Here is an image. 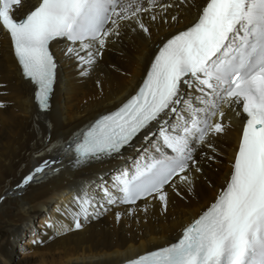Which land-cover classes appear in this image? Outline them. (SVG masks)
<instances>
[{"label": "snow or ice", "instance_id": "1", "mask_svg": "<svg viewBox=\"0 0 264 264\" xmlns=\"http://www.w3.org/2000/svg\"><path fill=\"white\" fill-rule=\"evenodd\" d=\"M26 2L0 0V32L44 113L65 63L86 77L110 46L130 35L151 40L195 10L156 44L133 93L65 143L76 166L111 167L78 189L73 210L57 208L70 224L46 226L59 235L113 210L117 222L147 216L153 202L166 212L170 193L192 191L206 163L222 159L235 120L228 176L211 202L175 240L126 264H264V0H35L17 15ZM58 163L42 159L7 195H23Z\"/></svg>", "mask_w": 264, "mask_h": 264}, {"label": "bare ground", "instance_id": "2", "mask_svg": "<svg viewBox=\"0 0 264 264\" xmlns=\"http://www.w3.org/2000/svg\"><path fill=\"white\" fill-rule=\"evenodd\" d=\"M34 3L27 0L19 9L21 15ZM194 18L195 10L185 13L179 25L162 27L151 40L128 36L110 46L86 77H80L72 63H65L48 113L38 110L33 86L22 77L8 37L0 32V100L9 102L6 109H0V196L6 197L0 200V264H120L175 240L182 227L211 202L228 176L240 127L235 120L234 129L221 142L222 159L206 163L192 191L170 193L166 212L153 202L147 216L141 212L117 222L113 210L92 219L83 229L59 235L46 226L51 220L70 224V216L57 208L73 210L78 189L111 167L106 162L76 166L71 151L62 150L65 143L74 140L98 113L132 94L159 40ZM48 144L54 146L50 151L45 149ZM44 158L58 160L53 167L59 171L46 169L23 195H7ZM41 214L38 226H33ZM28 235L30 239L21 244ZM36 240L44 243L34 244ZM18 244L24 249L15 253Z\"/></svg>", "mask_w": 264, "mask_h": 264}, {"label": "rangeland", "instance_id": "3", "mask_svg": "<svg viewBox=\"0 0 264 264\" xmlns=\"http://www.w3.org/2000/svg\"><path fill=\"white\" fill-rule=\"evenodd\" d=\"M45 211H43V213H44ZM42 217V214L38 217V218H36L35 220H34V224H33V226L34 225H37L38 226V224H37V221L40 219ZM29 236V237H28ZM28 236H26V237H23L22 239H21V244L23 243V242H26V241H28L29 239H30V237H31V235H28ZM21 244H18V245H16L15 246V253H20V251L22 250V249H24V246H21ZM15 256H16V254H15ZM16 258H20V255H17L16 256Z\"/></svg>", "mask_w": 264, "mask_h": 264}]
</instances>
